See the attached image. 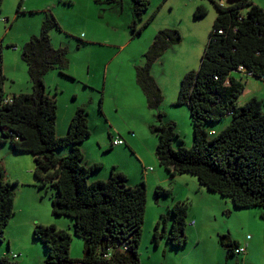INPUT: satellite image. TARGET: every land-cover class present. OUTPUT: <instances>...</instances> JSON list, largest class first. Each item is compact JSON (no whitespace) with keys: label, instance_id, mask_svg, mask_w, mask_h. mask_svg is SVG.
Wrapping results in <instances>:
<instances>
[{"label":"trees","instance_id":"trees-1","mask_svg":"<svg viewBox=\"0 0 264 264\" xmlns=\"http://www.w3.org/2000/svg\"><path fill=\"white\" fill-rule=\"evenodd\" d=\"M148 4V0H132L130 29L134 34L154 17L155 11L143 18ZM214 5L216 16L199 67L183 75L175 101L189 109L193 134L190 146L184 145L173 121H162L163 114L158 110L161 93L151 74L152 65L167 47L180 42L177 29L157 31L142 54L143 62L135 66L136 82L149 108L157 111L149 129L157 139L154 152L159 165L171 175H195L200 186L228 198L236 208L257 207L264 220V98L252 96L238 104L245 85L232 75L234 71L244 72L264 81V9L252 0H227V4L221 0ZM245 7L247 10H243ZM206 13L203 5L193 12L195 17ZM55 29L60 30L58 21L44 12L39 33L22 47L30 93L5 96V76L0 74V144L8 142L14 151L32 154L37 186L55 190L52 213L70 217L75 235L84 241L83 257L72 260L70 233L53 224H36L33 236L47 250L43 264H141L138 248L146 206L144 181L130 186L126 175L115 167L108 178L91 179L101 164L86 165L84 161L81 144L91 134L85 106L75 109L65 135L56 134L57 103L46 91L44 76L50 70L66 75L69 61L64 47L54 48L51 44L50 32ZM7 98L11 101H5ZM227 115L229 122L209 133L206 125L211 123L213 130ZM174 137L180 141L176 148L172 146ZM18 183L7 177L0 164V243L14 214V187ZM154 192L158 196L170 193L160 185ZM166 212L155 222L156 243L160 235L171 245L181 246L187 240V204L177 201ZM221 241L235 255V248L245 245L227 234ZM0 264L15 263L1 256Z\"/></svg>","mask_w":264,"mask_h":264},{"label":"rangeland","instance_id":"rangeland-1","mask_svg":"<svg viewBox=\"0 0 264 264\" xmlns=\"http://www.w3.org/2000/svg\"><path fill=\"white\" fill-rule=\"evenodd\" d=\"M148 1L143 18L155 11L154 17L140 33L134 34L130 29L132 0L109 3L105 0H22L20 9V0H2L0 74L5 76L3 92L8 97L31 92L28 67L21 57L22 47L31 36L39 33L44 12L51 13L60 25V30L50 32L51 44L54 48L64 47L69 61L64 72L66 75L50 70L44 76L46 91L57 103L56 134L63 136L67 132L68 124H65L60 134L61 120L66 112L71 110L73 113L77 107L85 106L91 134L83 144L84 158H93L102 164L91 179L93 176L108 178L109 172L105 174L106 171L115 165L126 171L127 183L135 185L139 174L142 176L144 169L148 172L138 248L140 263L264 264V220L260 218L257 207L236 208L228 198L206 191L195 175L184 172L171 177L159 165L154 152L157 139L149 129V125L155 122L157 111L149 108L135 76V66L143 62L142 54L157 31L177 29L181 35L180 42L167 47L152 65L151 74L161 93L158 110L163 114L162 121H173L184 145L190 146L193 137L190 112L187 105L175 104V101L183 75L199 67L212 15L216 12L214 3L221 0ZM252 1L264 9V0ZM222 2L227 4V0ZM198 5L206 6L204 16H194ZM232 75L245 85L237 99L239 104L252 96L264 98L262 79L237 71ZM229 120L230 116H225L214 127L220 129ZM210 124L206 125L209 133L212 130ZM112 136L124 138L127 144L110 147ZM178 145L180 141L174 137L172 146L176 148ZM0 148V160L6 168L17 157L23 160V166H29L30 162L34 166L31 153L16 152L8 142L0 144ZM99 174L103 176L98 178ZM30 176L34 184L22 181L14 187V192L19 190V207L7 224L5 240L0 243V257L6 256L15 264H43L47 250L41 240L34 238L33 229L36 224H56L71 235L69 257L81 259L84 241L75 235L73 220L52 213L54 188H40L34 175ZM155 179L165 181L162 186L169 189L168 195L155 194L152 186ZM32 185L37 195L30 196V203L24 197H28L26 190ZM197 186L205 191L199 192ZM190 196L200 217L187 215V240L181 246H174L166 241L165 236L159 235L156 243L154 229L160 214H166L167 207L177 201H185L190 207ZM161 231L159 228L158 233ZM223 234L240 240L246 246L245 251L231 254L221 241ZM248 236L249 239L244 240Z\"/></svg>","mask_w":264,"mask_h":264},{"label":"crops","instance_id":"crops-1","mask_svg":"<svg viewBox=\"0 0 264 264\" xmlns=\"http://www.w3.org/2000/svg\"><path fill=\"white\" fill-rule=\"evenodd\" d=\"M204 6V5H203ZM206 7V6H205ZM261 7V6H260ZM216 9V8H215ZM213 16V21H214V19H215V16H216V12L212 15ZM213 21H212V24H213ZM212 24H211V27H212ZM210 27V28H211ZM210 30V29H209ZM206 43V42H205ZM205 45V44H204ZM238 104H239V102H238ZM74 113V112H73ZM73 113H71V110L70 111H68V112H66L64 115H63V117H62V120H61V126H62V129H61V131H60V134H62V130H63V126H65V124H66V126H67V124L69 123V121H70V119H71V117H72V115H73ZM228 116V115H227ZM64 124V125H63ZM68 127V126H67ZM216 130H218V128H215V129H213V130H211V133H215V131ZM132 135L133 134H130V137H132ZM89 137V136H88ZM87 137V138H88ZM86 138V139H87ZM112 138H113V136H112ZM85 139V140H86ZM124 139V138H123ZM84 140V141H85ZM84 141L82 142V144H81V149H82V151H83V144H84ZM124 141H125V145L127 144V141L124 139ZM132 144H133V142H132ZM135 144V143H134ZM133 144V145H134ZM110 147H113L111 144H110ZM1 149V148H0ZM86 149V148H85ZM121 149H123V148H121ZM84 161H85V163H86V165L87 164H91V163H100V162H98L96 159H93V158H91V159H87L86 158V156H85V158H84ZM34 162V161H33ZM0 164H2L3 166H4V168H5V171H6V174H7V177L10 179V180H16V181H18L19 183H21L22 181L23 182H28V184L29 185H31V184H34V180L31 178V176H30V174L31 175H33V167H32V163L30 162V165L29 166H23V160L22 159H19L18 157L17 158H14V159H12V162H11V164H7V168H6V166H5V164H4V162L2 161V160H0ZM101 164V163H100ZM101 166H102V164H101ZM28 167V169H26ZM113 167H115V165H113ZM113 167H111V169H110V171L109 170H107L106 171V173L105 174H108V172H109V175H110V172L112 171V168ZM26 169V170H25ZM101 169V168H100ZM100 169H98L97 171H99ZM115 169L117 170V171H120V172H122V173H124L125 175H126V177H127V179H128V175L125 173L126 171L125 170H123L122 168H120L119 166H117V167H115ZM97 171H95V172H93V174H91V176L92 175H94ZM147 171L144 169L143 170V175L142 176H140V174H139V176H138V181L135 183V185H130V186H136V185H138L142 180L144 181V183L146 182V185H147V181H146V179H147V177H146V175H147ZM171 175V174H170ZM176 175V174H175ZM175 175H171V177H174ZM23 176H25V177H23ZM103 175H98V178H100V177H102ZM170 177V178H171ZM92 179H97V178H94V176L92 177ZM163 182H165V181H161V179H155L154 180V183H153V185L152 186H154V188L156 187V186H158V185H160V186H162V184H163ZM145 185V186H146ZM33 186V185H32ZM30 188H28V190H26L27 192H26V195L28 196V197H24V199H26V200H28L30 203H31V199H30V196H35V195H37V192H34V190H35V188H34V186L33 187H31V186H29ZM203 187V186H202ZM203 188H205V187H203ZM203 188H201V187H199V186H197V190L199 191V192H204L205 190L203 189ZM21 189H24V188H21ZM206 189V188H205ZM18 191L19 190H17L16 192H15V195H14V212L16 213V211H18V207H19V200H18V202H17V197H19V193H18ZM21 191V190H20ZM36 191V190H35ZM206 191H208V190H206ZM209 193H214V192H210V191H208ZM213 198L212 199H214L215 200V198H214V196H212ZM221 197V196H220ZM189 198V200H190V202H191V205H190V207H188V205H187V210L189 209V211H187V215H189V216H193V217H197V218H199L200 217V215H199V213L197 212V210H195V208L193 207V198L190 196V197H188ZM216 201H218V200H216ZM185 202V201H184ZM186 203V202H185ZM218 203H220L219 201H218ZM187 204V203H186ZM224 204H225V202H224ZM223 205V204H222ZM225 206H226V204H225ZM228 206V205H227ZM21 210V207H20V209H19V211ZM228 210V209H227ZM54 225V224H53ZM186 225H187V222H186ZM57 229H61V230H65V229H63V228H58V226L55 224L54 225ZM245 237V236H244ZM246 239H249V238H245L244 240H246ZM238 241V243L239 244H241V241L240 240H237ZM157 242H158V240H157Z\"/></svg>","mask_w":264,"mask_h":264},{"label":"built area","instance_id":"built-area-1","mask_svg":"<svg viewBox=\"0 0 264 264\" xmlns=\"http://www.w3.org/2000/svg\"><path fill=\"white\" fill-rule=\"evenodd\" d=\"M221 31L222 30H219V32H221ZM238 68H239V70H244V68L242 66H239ZM247 74H249V73H247ZM5 101H11V99L7 98V99H5ZM123 144H125V141L120 136H116L115 138L113 137L111 139V145L112 146L123 145ZM192 223H193V221H192ZM247 238H249V236ZM245 247H246L245 245L238 246L237 248H235L234 252L238 253V254L243 253L245 251Z\"/></svg>","mask_w":264,"mask_h":264}]
</instances>
